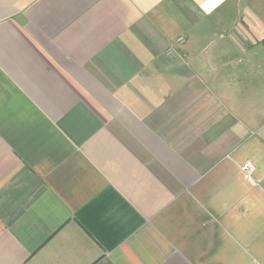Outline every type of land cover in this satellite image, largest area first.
<instances>
[{
  "label": "crops",
  "instance_id": "1",
  "mask_svg": "<svg viewBox=\"0 0 264 264\" xmlns=\"http://www.w3.org/2000/svg\"><path fill=\"white\" fill-rule=\"evenodd\" d=\"M260 43L264 0H0V264H264Z\"/></svg>",
  "mask_w": 264,
  "mask_h": 264
},
{
  "label": "built area",
  "instance_id": "2",
  "mask_svg": "<svg viewBox=\"0 0 264 264\" xmlns=\"http://www.w3.org/2000/svg\"><path fill=\"white\" fill-rule=\"evenodd\" d=\"M243 169L246 170L248 173H251V171L253 170V165L252 163H246L243 166Z\"/></svg>",
  "mask_w": 264,
  "mask_h": 264
},
{
  "label": "rangeland",
  "instance_id": "3",
  "mask_svg": "<svg viewBox=\"0 0 264 264\" xmlns=\"http://www.w3.org/2000/svg\"><path fill=\"white\" fill-rule=\"evenodd\" d=\"M258 48L260 49V51L264 52V44L263 43H260Z\"/></svg>",
  "mask_w": 264,
  "mask_h": 264
}]
</instances>
